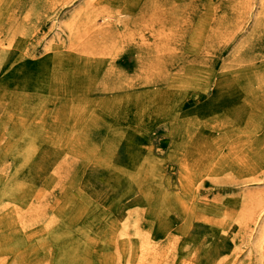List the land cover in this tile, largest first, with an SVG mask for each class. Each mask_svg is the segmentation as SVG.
<instances>
[{
	"label": "rangeland",
	"instance_id": "rangeland-1",
	"mask_svg": "<svg viewBox=\"0 0 264 264\" xmlns=\"http://www.w3.org/2000/svg\"><path fill=\"white\" fill-rule=\"evenodd\" d=\"M92 3L15 0L2 22L0 191L20 193L25 179L48 204L23 209L31 240L2 225L10 237L0 240V264H15L17 253L21 264H107L127 238L139 257L145 242L166 247L162 264H207L219 246V264H257L264 242L255 247L251 235L260 226L243 210L264 215V164L255 157L264 139L259 0ZM74 7L93 12L96 24L70 40L62 24ZM60 51L71 60H54ZM207 82L222 99L207 94ZM33 98L42 104L37 123L25 112ZM235 137L254 150L246 152L252 168L227 152ZM110 146L119 186L99 163ZM131 177L139 186L126 194ZM57 225L65 232L50 236ZM88 252L99 258L86 263Z\"/></svg>",
	"mask_w": 264,
	"mask_h": 264
},
{
	"label": "bare ground",
	"instance_id": "bare-ground-1",
	"mask_svg": "<svg viewBox=\"0 0 264 264\" xmlns=\"http://www.w3.org/2000/svg\"><path fill=\"white\" fill-rule=\"evenodd\" d=\"M1 1V0H0ZM5 0H2V4L4 3ZM115 3H117V0H112ZM125 0H118V4L120 2V5H122L124 3ZM15 2V0H7V5L6 7L1 10L0 13V32L3 30V20L6 19V13L7 11L10 10L11 5ZM101 2H103V0H94V4L99 5L101 4ZM9 3V4H8ZM92 3V6L94 5ZM259 4L261 5V7H263V12L262 14H260V17L255 19V22L257 21V24L260 26L261 30H262V34L264 36V0H259ZM75 9L72 10L71 15L68 17L67 21L63 22V27L68 30V39H70L72 37V40H77L76 36L81 33L84 32V30H88L91 27H94L96 24V19L95 16L91 15V13H89L86 17H85V10H83V7H74ZM126 10V9H124ZM120 15H124V11H120L119 12ZM82 14L83 17L81 16ZM114 18V22L120 23L122 22L124 19H122L119 16H108L105 17V19L107 18ZM9 24V23H7ZM58 27L60 28V25H58ZM78 30V31H76ZM71 40V39H70ZM4 41H2L0 39V51L3 49L2 45H4ZM66 45L65 44H60L58 46V48H65ZM59 54L55 55V57L53 58L54 60H57L58 62L61 61H70L72 58V55L65 53L64 51H60L58 52ZM13 56H10V58L12 59L15 56V53L10 54ZM0 57H3V53L0 52ZM6 58L9 59L8 56H6ZM12 73V71H11ZM15 77V75H14ZM262 88L264 90V65L262 67ZM17 82V80L15 81ZM205 90H207V94H210L213 92V96L210 97H214V99H222L223 93L222 91H220V88L217 87H213V83L211 82H207V86L204 87ZM264 93V92H263ZM22 101V100H21ZM41 107L42 104L39 102V100L37 99H29L28 101V111L25 112H29V113H33L35 118V122H39V113L41 112ZM20 109V107H19ZM11 116H8V120H7V125H10L9 123H11V125H17L19 120H22V116H23V112L21 110V117L20 115L16 114L15 112L13 113L10 112ZM8 115V114H7ZM39 115V116H37ZM22 123V122H21ZM32 124V123H29ZM29 131L32 130L33 128L30 129V126L26 127ZM29 133V132H28ZM41 137V135H40ZM36 138V137H35ZM238 138L235 137L234 139L229 140V142L226 144L227 148L230 152L231 150H233V152L238 153L241 152L240 154H238V159H240L241 161L245 162L247 161V157H246V152L250 151H254L251 150L246 144V146L243 144V142H241L240 145V141L236 142ZM239 143V144H238ZM253 145H255V142H252ZM259 145H260V150L257 151V153L255 154V157L260 156L261 159V164H264V139L259 141ZM208 146V145H206ZM242 147V148H241ZM244 147V148H243ZM226 152V153H227ZM214 155H218L219 153H215L213 152ZM214 155H210V159H213ZM38 156H35L34 158H37ZM50 158V156L46 157V160H48ZM117 156H115V151L112 148V146H110V148L106 151V154H103V158L102 161H99V163L110 166L111 168V173H110V180L114 179L113 184L115 186H119L122 182H120L119 176L120 173L119 171H123L122 168H119L117 166H112L115 165L114 162L116 160ZM142 159L144 160V157H142ZM23 160H27V159H23ZM216 160V159H214ZM255 160L253 159V157L251 159H249L246 163L249 166V168H252V166H250V164L254 163ZM27 164H30L29 162L24 163L23 165L21 164V166H25ZM216 163H214L215 165ZM262 166V169L264 170V166ZM22 169V167H21ZM134 173V172H133ZM133 179V181L128 182V186L123 187L122 191L124 193H129L132 194L133 191H135L136 187L139 186V184L135 183L134 181V177H131ZM4 178H2L3 180ZM5 180V179H4ZM3 180V182H5ZM25 180V179H23ZM21 182V192L18 193V187L15 186H11V187H3L1 188L2 191H0V227L2 225H5V227H7L9 230V235L10 233L16 232L17 233V237L18 236H24L27 237L28 239L31 240V235L34 232H28L26 231V227L24 226L25 224H27V222L29 221V217L31 215H27L28 212H24L23 209L29 208V210H35V209H40L39 207H41L44 202H48L47 199L45 200L44 198L42 199L41 195H35L34 193H40V191H36L38 188L37 187H33V183L31 181H24ZM8 183V182H7ZM33 187V188H32ZM118 188V187H117ZM116 188V189H117ZM45 192V190H42ZM21 193H25L23 195H21ZM23 196V197H22ZM22 197V198H21ZM15 202V203H13ZM12 203L14 206H12ZM5 206L4 209L8 208L10 206V208H8L6 211H1V207ZM48 203H45L44 206H46ZM16 206V207H15ZM51 206L53 207L54 205L51 204ZM33 210V211H34ZM253 209H244L243 210V214L245 216V218H250V220L252 219V221H255L256 224H259V228L257 229V231H255L252 235H251V242L252 244L256 247H259L260 249H262L263 247V242H264V215H263V210L261 211L256 210L257 213L254 214L252 213ZM248 214V215H247ZM247 215V216H246ZM37 216V215H36ZM33 221V220H32ZM4 226H2L0 228V231L3 230L5 228ZM54 233H50V236H54L56 237L57 235L60 236L58 234L59 233H64L65 231L62 230V228L60 226H55L53 228ZM10 236H6L5 234L1 233L0 234V240L6 241L9 240ZM53 238V237H52ZM130 238H127L124 240V243L120 242L116 245L115 250H116V254L117 255V259L114 256H106L108 259V263H110L111 259L115 260L114 264H162V257L165 256V254H167L168 249L166 247L161 248L159 245H157V243H147L145 242L143 245L140 246V252H141V256L144 255L143 260L139 257V253L138 250L133 251V244L131 242H129ZM160 244H164L162 242H160ZM37 246V245H36ZM138 247V246H136ZM42 248V246H39V250ZM224 246H219L217 249L219 250L218 252L216 251H209V253L207 254V258L205 259V263L207 264H219L221 262V251L223 250ZM139 249V247H138ZM205 251V250H204ZM136 252V253H135ZM97 253V252H96ZM96 253L94 252V254L92 255L90 252H88L87 254H85L84 259L86 260V263H89L91 261V259H95L97 257H95ZM213 254V255H212ZM21 253H17L14 257L15 259V264H21V258H20ZM98 256V253H97ZM136 256V260L134 262V257ZM262 256V255H261ZM99 258V256H98ZM146 259V260H145ZM148 261V263H147ZM34 262H39V259L37 258V260H32V263ZM31 263V264H32ZM100 263L104 264L103 261L100 259ZM107 263V264H108ZM257 264H264V257L262 256L259 260Z\"/></svg>",
	"mask_w": 264,
	"mask_h": 264
}]
</instances>
